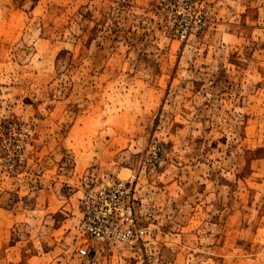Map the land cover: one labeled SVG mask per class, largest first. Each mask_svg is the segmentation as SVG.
<instances>
[{
  "label": "rangeland",
  "instance_id": "374dc122",
  "mask_svg": "<svg viewBox=\"0 0 264 264\" xmlns=\"http://www.w3.org/2000/svg\"><path fill=\"white\" fill-rule=\"evenodd\" d=\"M0 264H264V0H0Z\"/></svg>",
  "mask_w": 264,
  "mask_h": 264
},
{
  "label": "built area",
  "instance_id": "2783aa9c",
  "mask_svg": "<svg viewBox=\"0 0 264 264\" xmlns=\"http://www.w3.org/2000/svg\"><path fill=\"white\" fill-rule=\"evenodd\" d=\"M186 32L180 35L185 37ZM81 204L79 229L86 238L115 249L142 241L145 230L136 225L132 185L118 178H103L84 191Z\"/></svg>",
  "mask_w": 264,
  "mask_h": 264
},
{
  "label": "bare ground",
  "instance_id": "6f19581e",
  "mask_svg": "<svg viewBox=\"0 0 264 264\" xmlns=\"http://www.w3.org/2000/svg\"><path fill=\"white\" fill-rule=\"evenodd\" d=\"M103 247H108V246H106V245H103ZM109 248V247H108Z\"/></svg>",
  "mask_w": 264,
  "mask_h": 264
}]
</instances>
